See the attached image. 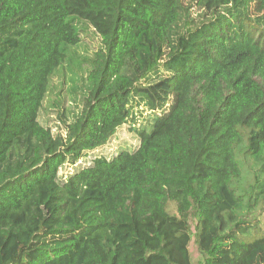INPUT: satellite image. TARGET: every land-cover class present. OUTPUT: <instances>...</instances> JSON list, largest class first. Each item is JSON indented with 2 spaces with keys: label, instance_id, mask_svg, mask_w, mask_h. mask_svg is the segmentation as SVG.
I'll list each match as a JSON object with an SVG mask.
<instances>
[{
  "label": "trees",
  "instance_id": "16d2710c",
  "mask_svg": "<svg viewBox=\"0 0 264 264\" xmlns=\"http://www.w3.org/2000/svg\"><path fill=\"white\" fill-rule=\"evenodd\" d=\"M118 131L133 148L96 155ZM191 243L264 264V0H0V264H191Z\"/></svg>",
  "mask_w": 264,
  "mask_h": 264
},
{
  "label": "rangeland",
  "instance_id": "374dc122",
  "mask_svg": "<svg viewBox=\"0 0 264 264\" xmlns=\"http://www.w3.org/2000/svg\"><path fill=\"white\" fill-rule=\"evenodd\" d=\"M81 35H83L84 42L81 45L74 47L72 50V54H74V56H76L77 58L90 57L97 50V48L100 45L99 38L95 34L93 29L88 25L83 27V32L81 33ZM69 60L70 59H68L67 61H69ZM67 66H68V64L65 63V68H67ZM65 71H67V70H65ZM59 78L60 77H53V79H52V86H51L52 90L48 94V100H50V101H52L53 99L56 98V94H55L56 93V86H58L60 84ZM66 89H67V86L65 85V87L62 89V92H63V90H66ZM71 98H67V96H65V102L64 103H63V101L60 102V103H63L65 106V110H63L62 113H64L63 120L66 122H68L69 118H72L74 116V114H76L77 111H79V109L81 107L80 102L75 103L74 101H70ZM76 100L78 101V99H76ZM53 109H54V112L48 113V115L50 117L56 116V113L58 111L57 110L58 107L57 108L54 107ZM140 118L146 119L147 115L145 113H143ZM56 122H57V124H56V127L54 128V130L55 131L61 130L63 128L62 123L59 122V120H56ZM117 135H119V136L117 137ZM116 137H117V139L113 143L109 144V147L101 149L100 152H98L99 150H97L96 155H99L100 153H102V154L108 156V158H111L118 151H129L133 148L132 144L135 145V141L132 140V143H131V140H130L133 137V134L121 133L120 131H118L115 138ZM60 173H62V170L60 171ZM189 251H190V256H191V264H200L201 257L198 254V252L196 251V248L192 243L189 245Z\"/></svg>",
  "mask_w": 264,
  "mask_h": 264
}]
</instances>
